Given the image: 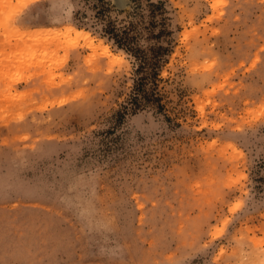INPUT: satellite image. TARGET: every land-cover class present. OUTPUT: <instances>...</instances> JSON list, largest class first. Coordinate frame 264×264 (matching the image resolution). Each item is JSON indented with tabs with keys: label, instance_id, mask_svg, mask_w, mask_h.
<instances>
[{
	"label": "rangeland",
	"instance_id": "1",
	"mask_svg": "<svg viewBox=\"0 0 264 264\" xmlns=\"http://www.w3.org/2000/svg\"><path fill=\"white\" fill-rule=\"evenodd\" d=\"M151 1L164 107L127 110L135 0H0V264H264V0Z\"/></svg>",
	"mask_w": 264,
	"mask_h": 264
},
{
	"label": "trees",
	"instance_id": "2",
	"mask_svg": "<svg viewBox=\"0 0 264 264\" xmlns=\"http://www.w3.org/2000/svg\"><path fill=\"white\" fill-rule=\"evenodd\" d=\"M96 15L106 16L105 8L99 7ZM128 17L121 20L107 18L103 26L108 38L136 60V78L123 107L135 109L151 102L157 108H163L162 94L158 89L159 73L172 50L166 8L161 1L146 0L143 4L141 0H135Z\"/></svg>",
	"mask_w": 264,
	"mask_h": 264
},
{
	"label": "bare ground",
	"instance_id": "3",
	"mask_svg": "<svg viewBox=\"0 0 264 264\" xmlns=\"http://www.w3.org/2000/svg\"><path fill=\"white\" fill-rule=\"evenodd\" d=\"M66 30L70 33H74L75 35H80V34H86V31H83L81 29L75 28L73 26H69L66 28Z\"/></svg>",
	"mask_w": 264,
	"mask_h": 264
}]
</instances>
